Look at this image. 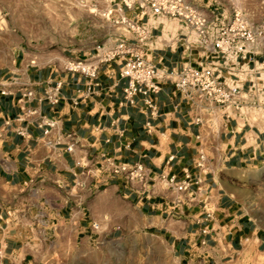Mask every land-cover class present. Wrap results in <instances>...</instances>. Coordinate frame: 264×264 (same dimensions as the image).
Returning a JSON list of instances; mask_svg holds the SVG:
<instances>
[{
  "label": "crops",
  "instance_id": "1",
  "mask_svg": "<svg viewBox=\"0 0 264 264\" xmlns=\"http://www.w3.org/2000/svg\"><path fill=\"white\" fill-rule=\"evenodd\" d=\"M0 7L7 17L9 0ZM24 35L0 28V264H93L100 243V264H120L128 229L149 250L146 264H248L264 254V202L251 187L264 170V119L244 126L217 110L220 122L207 128L195 117L209 110L172 81L161 84L154 110L143 94L131 105L120 61L102 63L96 77L71 72L66 62L81 54L39 50L29 60ZM197 56L181 41L153 53L176 70ZM122 162L143 163L150 181L105 168ZM188 176L190 201L169 182Z\"/></svg>",
  "mask_w": 264,
  "mask_h": 264
},
{
  "label": "built area",
  "instance_id": "2",
  "mask_svg": "<svg viewBox=\"0 0 264 264\" xmlns=\"http://www.w3.org/2000/svg\"><path fill=\"white\" fill-rule=\"evenodd\" d=\"M245 1L238 5L233 0H112L115 7L109 13H121L116 24L124 25L127 33L110 48L99 45L93 55L68 59L65 68L96 77L102 63L120 61L121 75L127 79L124 96L131 105L143 94L154 110L161 84L172 81L196 109L209 110L208 116L198 113L195 117L207 128H212L217 110L226 119L257 126L264 119V57L259 58L264 48V0ZM179 41L190 54L198 52L197 60H188L178 70L160 67L153 59L154 51L173 48ZM49 97L59 102V85ZM76 142L71 140L69 151ZM205 160L202 152L198 167L203 168ZM105 166L142 186L151 179L141 162ZM169 182L179 192L190 191L184 199L194 197L190 176L180 182L171 177ZM177 201L184 202L180 197Z\"/></svg>",
  "mask_w": 264,
  "mask_h": 264
},
{
  "label": "rangeland",
  "instance_id": "3",
  "mask_svg": "<svg viewBox=\"0 0 264 264\" xmlns=\"http://www.w3.org/2000/svg\"><path fill=\"white\" fill-rule=\"evenodd\" d=\"M233 1L238 5L246 2ZM112 3L111 0H9L10 14L7 17L0 7V28L7 27L18 34L26 33L24 43L29 60L37 58L41 50L50 52V56L54 57L67 53L85 57L95 54L99 45L114 44L118 33L123 30L124 25L116 24L121 13L115 10L109 13L115 7ZM253 173L252 190L264 202V170ZM121 241L128 246V250L116 247L124 252L120 264H146L149 250L145 244H134L129 229ZM103 247L101 243L93 247V264H100ZM263 262L264 254L248 264ZM172 264H175L174 260Z\"/></svg>",
  "mask_w": 264,
  "mask_h": 264
},
{
  "label": "bare ground",
  "instance_id": "4",
  "mask_svg": "<svg viewBox=\"0 0 264 264\" xmlns=\"http://www.w3.org/2000/svg\"><path fill=\"white\" fill-rule=\"evenodd\" d=\"M80 7H84V5L80 4ZM106 19H107V15H106ZM219 119H220L219 116H215V117H213V119H212V120H213V123H214V122H215V123H216V122L218 123ZM221 121H222V120H221ZM217 123H216V124H217Z\"/></svg>",
  "mask_w": 264,
  "mask_h": 264
}]
</instances>
